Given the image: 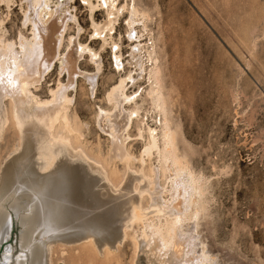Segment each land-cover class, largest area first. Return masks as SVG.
<instances>
[{"label":"bare ground","instance_id":"bare-ground-1","mask_svg":"<svg viewBox=\"0 0 264 264\" xmlns=\"http://www.w3.org/2000/svg\"><path fill=\"white\" fill-rule=\"evenodd\" d=\"M22 2L26 5L22 26L30 25L31 38L20 35L18 49L16 44L0 40V110L8 99L11 122L22 143L20 154L2 173L0 244L10 236L13 215L20 227V253L11 259V248L7 247L0 264H47L49 246L55 242L69 247L87 245L107 256L135 227L139 228L137 235H131L135 255L140 246L155 252L157 264H223L202 235L208 212L204 201L207 180L194 174L177 153L176 131L168 119L155 46L147 32L148 15L134 0H85L90 20L97 10L104 15L103 21L91 23L90 38L99 41L98 48L82 44V31L77 27L67 36L66 52L72 54L64 61L65 80L50 89L47 100H40L32 90L53 67L48 63L53 40L59 35L61 47L68 22H77L73 14L58 18L49 13L51 0ZM9 3L11 0H0L7 8ZM124 15L129 47L126 64L131 70L121 75L124 63L119 69L114 65L119 76L105 95L110 109H99L95 118L96 127L109 140V162L118 161L124 167V173L118 175L83 148L68 111L73 100L69 92L75 91L79 77L91 96L95 93L102 70L101 53L115 48L114 59L122 61L121 37L113 34ZM80 48L85 49L83 54ZM84 57L93 66L89 74L79 69ZM143 80L147 88L141 87ZM145 101L159 117L154 120L155 127L149 125ZM3 124L0 111L1 129ZM133 126L144 141L138 159L128 149ZM39 157H46L47 162L38 164ZM151 158L156 166L150 164L145 171ZM134 162L139 164L137 169ZM145 199L147 206L142 207Z\"/></svg>","mask_w":264,"mask_h":264},{"label":"rangeland","instance_id":"rangeland-1","mask_svg":"<svg viewBox=\"0 0 264 264\" xmlns=\"http://www.w3.org/2000/svg\"><path fill=\"white\" fill-rule=\"evenodd\" d=\"M72 1L51 0L49 6V13H56L58 18L73 14L77 22V25L68 22L61 55L66 52L67 39L77 27L82 31L79 41L91 49L98 48L99 41L90 38L91 25L84 27L85 16L90 20L88 9L84 4L73 7ZM134 1L148 15L147 32L154 42L168 119L176 131L178 156L189 164L194 174H201L207 180L204 201L208 212L203 221L206 227H201L204 240L223 264H264V0ZM25 7L21 0H11L8 8L0 4V40L16 44V49L20 35L31 38L30 25L22 26ZM103 17L102 10H97L93 21L97 24ZM124 17L113 34L121 37L124 63L121 75L131 70L126 64L129 47ZM144 42L142 38L141 43ZM101 54L102 70L95 93L91 96L79 77L75 91L69 92L73 100L68 114L87 153L122 175L123 165L118 161L109 162V140L95 124L97 111L110 109L105 95L119 76L114 64L109 63L111 50L107 48ZM52 69L37 89L32 90L40 100H47L50 89L65 80V74L59 75L58 67L53 78ZM79 69L89 74L93 66L84 57ZM140 85L148 86L145 80ZM147 103L143 109L149 112V125L155 127L154 120L159 117ZM10 110L6 99L0 110L4 117L3 129L0 127V186L3 171L6 172L8 163L12 164L22 149ZM129 134L128 149L138 159L144 141L137 137L135 126ZM38 162H47V159L39 157ZM149 162L145 171L150 164L156 166V160ZM133 165L135 169L139 167L137 162ZM147 203L143 200L142 207ZM12 218L10 236L0 244V263L4 262L7 247L11 248V259L20 253V227L13 215ZM133 230L129 234L131 238L128 235L107 256L102 250L96 249L98 253L87 245L70 244L69 247V244L52 243L47 264H157L152 249L147 252L139 246L135 255L131 235H137L139 228Z\"/></svg>","mask_w":264,"mask_h":264},{"label":"snow or ice","instance_id":"snow-or-ice-1","mask_svg":"<svg viewBox=\"0 0 264 264\" xmlns=\"http://www.w3.org/2000/svg\"><path fill=\"white\" fill-rule=\"evenodd\" d=\"M85 2V0H73V7H79L81 4H83ZM104 7L107 8L108 5L107 4H104ZM85 25L84 27H89L91 25V23L93 22L92 20H88V18L85 16ZM62 27V26H61ZM79 53L83 54V52L85 51V49L83 48H80L79 50ZM116 52V49L113 48L112 49V53H115ZM71 51H68V52H64L63 55H61V52H60V38H59V35H57L54 40H53V51H52V54H51V57L49 58L48 60V63L51 64L53 66V78H55V75L57 74L56 73V67L59 68V75L61 77H63L64 75V72H65V64H64V61L67 57L71 56ZM103 54H101L102 56ZM99 60V58H97ZM60 62L59 65H57V62ZM109 63L111 64H114L117 69H119V67L121 66L122 64V61L121 60H115L114 59V55H110L109 56ZM46 70L47 69V66H46ZM72 70H76V69H70V71ZM134 98V97H133ZM101 211H103L102 209H100Z\"/></svg>","mask_w":264,"mask_h":264}]
</instances>
